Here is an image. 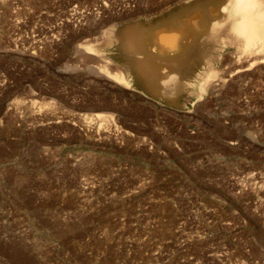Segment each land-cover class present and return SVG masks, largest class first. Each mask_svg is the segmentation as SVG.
Here are the masks:
<instances>
[{"label":"rangeland","instance_id":"374dc122","mask_svg":"<svg viewBox=\"0 0 264 264\" xmlns=\"http://www.w3.org/2000/svg\"><path fill=\"white\" fill-rule=\"evenodd\" d=\"M223 2L0 0V264H264V53Z\"/></svg>","mask_w":264,"mask_h":264},{"label":"bare ground","instance_id":"6f19581e","mask_svg":"<svg viewBox=\"0 0 264 264\" xmlns=\"http://www.w3.org/2000/svg\"><path fill=\"white\" fill-rule=\"evenodd\" d=\"M223 1L224 2L222 3V9H220L217 4H216V6L210 5L208 7L210 14L211 15H217V13L220 10H222L223 12L224 11L225 12L226 11H229V12L233 11V14L236 17H235L234 22L232 24V30L240 38L244 39V45H243L244 50L243 51L247 52L250 55L249 57H251V55H255V54L257 55V54L264 53V5H263L262 1L261 0H223ZM231 3H232V5L229 6V4H231ZM230 7H232V8H230ZM201 13H202V11L201 12L196 11L195 13L190 15L188 20H187L188 21L187 23L194 25V28H199L200 27L199 22H200V18L202 15ZM183 19H185V18H183ZM186 25L184 24V26H186ZM184 26L179 28V29H177L175 27L170 28L167 26L160 27L157 30L154 29V30H156V32H155L156 38H154L155 39V49L160 50L161 52H168V51L173 52V51L181 50L182 47L184 45H186L191 40V36H192L191 30H189L187 27H184ZM227 28H229V27H227ZM152 34H154V33H152ZM152 34H151V36H152ZM152 39H153V37H152ZM227 42H229V41H227ZM253 57H255V56H253ZM258 62H261V61H258ZM251 65L253 66V64H251ZM107 71L105 74H107ZM101 73H103V72H101ZM110 73H112V72H110ZM110 73H108V76H110L109 75ZM114 74L115 73H113V75H111L112 78H115ZM116 74H117V77L119 79V80L117 79L118 81L125 79V75L122 72H121V74H120V72L116 73ZM215 76H216L215 73L209 74L208 78H209V80H211L212 78H213L212 80H214ZM203 84L205 85L204 82H203ZM209 86H207V87H209ZM99 116H102V115H98V117Z\"/></svg>","mask_w":264,"mask_h":264},{"label":"crops","instance_id":"0c3cea01","mask_svg":"<svg viewBox=\"0 0 264 264\" xmlns=\"http://www.w3.org/2000/svg\"><path fill=\"white\" fill-rule=\"evenodd\" d=\"M191 67H196V70L199 71L198 69L200 70H203V68H199V66H196V65H191ZM195 69V68H194ZM155 71L158 72V70L155 69ZM129 74L131 75V78H133V83L131 85V87H137L138 89H140L144 94H147L148 92V88H155V87H160V86H163L161 83L157 84V80H154V81H151L150 84H148L144 79H141L140 76H135V74H131L129 72ZM179 76L181 77V73L179 74ZM177 76L176 78L179 79ZM138 78V79H137ZM175 78V79H176ZM142 80V83H140L139 81ZM165 87V86H164ZM160 90V89H159Z\"/></svg>","mask_w":264,"mask_h":264}]
</instances>
